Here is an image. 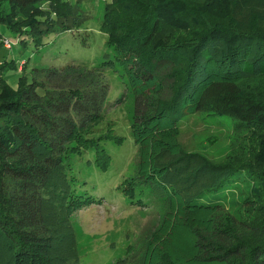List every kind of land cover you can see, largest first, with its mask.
<instances>
[{
	"label": "trees",
	"instance_id": "16d2710c",
	"mask_svg": "<svg viewBox=\"0 0 264 264\" xmlns=\"http://www.w3.org/2000/svg\"><path fill=\"white\" fill-rule=\"evenodd\" d=\"M78 4L0 0V25L37 49L45 34L72 31L86 20ZM212 5L105 2L100 29L114 59L97 64L28 70L26 60L0 56V264H67L61 251L50 249L54 242L75 254L68 227L52 225L49 217H64L57 206L63 209L65 202L73 210L98 203L77 191L72 169L74 158L87 151L106 165L102 140H120L105 120L122 99L106 103L109 66L134 97L135 173L121 190L137 194L139 206L152 189L165 201L153 228L117 262L264 264V0H230L222 16ZM11 46L0 30V48ZM9 71L19 73L15 87L6 79ZM257 81L258 89L250 91ZM207 110L256 139L243 160L201 163L187 185L188 168L179 164L189 160L179 141L180 123ZM227 203L233 207L223 212Z\"/></svg>",
	"mask_w": 264,
	"mask_h": 264
},
{
	"label": "rangeland",
	"instance_id": "374dc122",
	"mask_svg": "<svg viewBox=\"0 0 264 264\" xmlns=\"http://www.w3.org/2000/svg\"><path fill=\"white\" fill-rule=\"evenodd\" d=\"M70 1L79 3L80 10L87 16L78 28L60 33L49 32L43 36L44 45L36 49L30 42L19 43L13 34L0 25L4 36L12 43L9 49L0 48V56L14 58L18 62L24 59L28 70L34 67H59L70 62L91 65L107 58L114 59L112 49L106 45V34L100 29L102 7L109 0ZM229 3L230 0H213L211 9L222 16L227 12ZM24 64L25 61L21 62L19 69ZM18 75L17 71H9L6 77L8 83L15 87ZM104 75L108 83L106 103H113L122 96L119 103L110 106L105 116L106 122L112 123L113 133L120 140H102L101 144L109 158L104 166L95 162L93 151H87L73 160L72 171L78 179L77 191L95 198L98 203L73 210L65 202L64 211L57 206L64 217L53 220L50 215L52 225L64 223L69 229L66 232L75 242V254L71 252V255L61 243L54 242L55 249L50 248L61 251L65 256L63 263L67 264H119L117 260L126 256L127 246L132 244L138 247L141 236L153 228L165 206L163 196L157 190L147 191L145 196L140 197V206L135 202L139 198L137 194L130 197L121 190L122 183L135 173L136 147L130 131L134 97L129 89H125L119 71L109 66L104 69ZM248 89H258V81L250 83ZM246 130L234 128L229 119L213 116L209 110L185 118L180 123L179 137L184 151L189 154V160L179 163L188 168L183 174V182L187 185L191 183L195 179L193 169L205 161L225 164L243 160L248 147L256 139L254 133ZM232 207L231 204L227 205L223 212ZM58 232L61 230L54 231ZM130 262L128 260V264Z\"/></svg>",
	"mask_w": 264,
	"mask_h": 264
},
{
	"label": "built area",
	"instance_id": "2783aa9c",
	"mask_svg": "<svg viewBox=\"0 0 264 264\" xmlns=\"http://www.w3.org/2000/svg\"><path fill=\"white\" fill-rule=\"evenodd\" d=\"M4 46L9 47V42L7 39H4Z\"/></svg>",
	"mask_w": 264,
	"mask_h": 264
}]
</instances>
